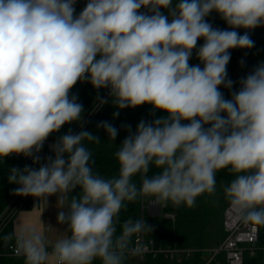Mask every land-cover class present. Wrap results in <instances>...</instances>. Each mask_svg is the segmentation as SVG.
<instances>
[{"label":"clouds","instance_id":"9594fccd","mask_svg":"<svg viewBox=\"0 0 264 264\" xmlns=\"http://www.w3.org/2000/svg\"><path fill=\"white\" fill-rule=\"evenodd\" d=\"M75 4L0 0V163L23 155L40 164L51 134L73 122L82 129L60 136L38 169L12 167L8 175L18 185L13 195L35 198V207L57 197V223L66 226L55 228L60 238L49 251L39 217L41 228L17 226L3 236L5 245L14 241L24 264H126L143 258L148 247L138 237L154 231L145 219L129 218L117 234L126 202L195 207L199 196L215 193L224 169L234 176L224 196L251 226L254 244L264 227V63L238 81V90L227 65L229 50L254 47L250 32L264 27V0H88L79 15ZM212 12L232 30L214 28L206 20ZM193 50L200 64L190 65ZM77 82L109 90L107 99L97 95L94 111L111 102L118 110L149 104L153 115L166 113L141 120L135 132L122 125L128 135L114 153L118 175L94 171L84 142L101 140L83 130L84 107L70 96ZM96 127L109 141L117 138L110 122ZM150 166L160 171L149 176Z\"/></svg>","mask_w":264,"mask_h":264},{"label":"trees","instance_id":"16d2710c","mask_svg":"<svg viewBox=\"0 0 264 264\" xmlns=\"http://www.w3.org/2000/svg\"><path fill=\"white\" fill-rule=\"evenodd\" d=\"M174 1V0H173ZM88 3V0H76L75 4V14L83 10V8ZM141 11H146L141 9ZM206 20L213 25L214 28H219L221 30L227 29L232 30L229 26L220 18L216 12H212L206 18ZM241 35L244 34L245 29H236ZM251 39L255 42L254 47L251 49H231V59L227 65V71H236L241 67V62L239 57H244L249 59L251 64L254 65L255 57L259 53H264V27H258L250 32ZM203 39H199L197 42V49L203 45ZM190 65L200 64V61L196 57V50H193L192 57L189 61ZM203 67V65H200ZM238 85H233L232 90H238ZM225 99H230V90L224 88L223 86L219 89ZM102 89H94L92 85L88 82H77V84L71 89L70 96L72 94L78 95V102L84 107L83 118L89 112L91 105L95 101L98 94H100ZM111 102L105 104L101 107L94 117L87 123L83 130L92 132L97 135L101 143L94 144L85 141V146L89 148L92 153L93 159L95 161L94 171L99 173L102 177L109 178L114 175H118L119 172V162L115 157L114 153L118 150L119 145L122 143L124 138L128 135L122 125H131V129L135 132L137 124L141 120L151 121L155 118L165 116L166 113L156 111L153 115L152 106L149 104H144L136 108H126L119 111V116L113 118V113L117 111ZM100 121H108L113 124L118 129V135L115 141H109L106 132L103 129H98L96 127L97 123ZM186 123V121H185ZM78 123L65 124L62 126L59 132L51 134L48 138L56 141L60 136L68 133L69 129H73ZM207 127V126H206ZM25 165L30 166L28 163L18 160H9L0 163V212L6 206L8 200H10L13 195V190L18 187L16 184H11L8 181V175L10 174V169L12 167L23 169ZM160 169L155 166H150L149 176ZM221 177V183L224 188L234 176L228 172L227 169L218 172ZM134 181L139 185V175L133 178ZM144 200L138 199L135 202H126V206L121 209L119 213L120 223L117 225V234L120 233V225L129 219H141L142 218V203ZM226 201V199H225ZM227 202L225 206L228 204ZM30 204V203H29ZM29 204L26 206L29 207ZM223 207V209L225 208ZM160 215L145 214L144 219L147 224L154 227L152 233H147L148 236L154 238L157 244L167 245L171 244L178 247H204V232L208 224L211 222L212 218L208 215L205 202L203 201L202 195L196 200V206L189 208L184 205L180 207H174L170 203L167 207H161ZM173 215V216H171ZM11 226V225H10ZM9 226V227H10ZM9 227L0 235V264H24L23 257L6 255L7 246L3 241V236L9 233ZM224 232V231H223ZM221 239H219L220 241ZM218 241V242H219ZM258 246L264 247V227L259 229V239ZM201 254L197 253L194 258L187 259L181 262L166 259L162 255L156 257L149 256L145 259V264H195V261ZM263 250L259 249L255 255H251L249 252L245 254L243 264H264L263 263ZM93 264H100V262L94 261ZM213 264H228L223 257H220L219 262H214Z\"/></svg>","mask_w":264,"mask_h":264},{"label":"built area","instance_id":"2783aa9c","mask_svg":"<svg viewBox=\"0 0 264 264\" xmlns=\"http://www.w3.org/2000/svg\"><path fill=\"white\" fill-rule=\"evenodd\" d=\"M174 3L176 0L173 1ZM165 15H167V11L163 10ZM244 61V64L236 71H227L228 78L233 80L235 83L233 85H238V81L246 77L251 70L253 69L254 65L249 62L250 60L244 57H239V61ZM108 89H102L100 96L104 98H108ZM96 99L91 105L89 112L83 118L86 123L84 124L83 129L87 125V123L94 117L97 111L101 108H98L94 111L96 105ZM81 126L78 123L71 131L73 133L80 132ZM55 141L48 138L44 146L39 153L41 156L42 164L44 162L45 157L49 155H53L51 153L50 146ZM9 160H18L28 163L31 167L38 169L40 164H33L32 158L24 157L23 155H10L3 159V162ZM35 198L28 196V197H21L14 195L5 208V210L0 214V235L12 224L17 214L24 209L32 200ZM161 209V208H160ZM160 209L158 213H160ZM223 227H224V235L221 240L218 242L216 248L211 250V256L207 259L203 258L202 253L205 251L204 248H195V247H178L171 244L162 245L157 244L156 240L146 234H141L138 239L143 243L146 244L148 247L147 253L144 254L143 258H147L149 256L156 257L158 255H162L166 259L173 260V261H184L187 259L194 258V256L199 253L201 254L195 261V264H213L214 262H219L220 257H223L228 264H243L244 257L247 252L252 255V249H255V253L261 249L264 253V247L258 246V239H259V232H258V239L255 243H251L249 241V237L252 235L251 233V226L243 223L242 221L238 220L235 215L233 214L230 204L228 203L224 210H223ZM136 239V238H134ZM14 245L8 244L7 250L5 252L6 255L15 256L13 252ZM51 251V250H50ZM131 258V257H129ZM128 258V259H129ZM263 263H264V256H263Z\"/></svg>","mask_w":264,"mask_h":264},{"label":"rangeland","instance_id":"374dc122","mask_svg":"<svg viewBox=\"0 0 264 264\" xmlns=\"http://www.w3.org/2000/svg\"><path fill=\"white\" fill-rule=\"evenodd\" d=\"M259 63H264V53H259L255 57L254 66ZM216 179H217V183H216L215 193L211 195L205 193L202 195L203 201L205 202V205L207 208L208 215L212 218L211 222L208 224L204 232V247L203 248L205 249V251L202 253V256L205 259L211 256V253H212L211 250L216 248V246L218 245L219 239H221L224 235V232H223L224 231V227H223V210L224 209L223 207L228 201L227 200L225 201L226 198L224 196L223 186L221 183V177L219 173H217ZM78 193H79V189H76L70 194V196L77 195ZM11 199L8 200L6 206L2 209L0 214L8 206ZM142 210H144V214H147V213H151L153 215L161 214V213H158L159 211L158 208H152V207L149 208L146 200H144L142 203Z\"/></svg>","mask_w":264,"mask_h":264},{"label":"crops","instance_id":"0c3cea01","mask_svg":"<svg viewBox=\"0 0 264 264\" xmlns=\"http://www.w3.org/2000/svg\"><path fill=\"white\" fill-rule=\"evenodd\" d=\"M56 200V196L49 197L48 207L43 205L35 207L39 201L36 199L32 200L29 204V207H25L17 214L11 226L9 227V233L13 232L17 226L26 228L36 227L37 229L41 228V225L39 224L40 217L41 221L45 224L43 226V231L47 241L49 242L50 251L51 245H53L55 241L61 236V233L56 229L63 231L66 228V226L57 223L58 209L55 207ZM144 216V210H142V219H144ZM47 225H51L53 228H48ZM9 244L14 245V241L9 242ZM145 259L146 258L131 257L129 260H126V264H145ZM49 264H54V261L50 260Z\"/></svg>","mask_w":264,"mask_h":264}]
</instances>
